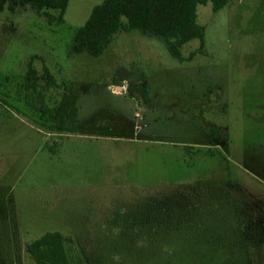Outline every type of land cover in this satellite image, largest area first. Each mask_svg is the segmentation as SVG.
I'll return each instance as SVG.
<instances>
[{
	"label": "rangeland",
	"instance_id": "1",
	"mask_svg": "<svg viewBox=\"0 0 264 264\" xmlns=\"http://www.w3.org/2000/svg\"><path fill=\"white\" fill-rule=\"evenodd\" d=\"M101 1L70 0L63 22L29 7L0 12V264H264V0L198 4L205 44L185 43L183 61L126 30L100 56L71 53ZM31 61L60 87L26 89ZM122 67L146 74L149 102L114 80ZM66 89L80 96L65 121L73 131L39 110ZM207 182L230 200L204 203L215 214L203 223L184 217L146 251L117 249L134 229L122 208Z\"/></svg>",
	"mask_w": 264,
	"mask_h": 264
},
{
	"label": "trees",
	"instance_id": "2",
	"mask_svg": "<svg viewBox=\"0 0 264 264\" xmlns=\"http://www.w3.org/2000/svg\"><path fill=\"white\" fill-rule=\"evenodd\" d=\"M69 1L0 0V12L5 9L16 12L18 9L29 7L38 14L46 15L49 22H63ZM207 2H211L214 12H219L229 0H102L92 8L85 23L76 30L70 45L71 53L87 52L94 57L100 56L111 44L115 34L120 30H126L138 31L147 37L159 39L174 58L183 61L185 58L181 48L185 43L197 38L201 41V49L204 47L205 27L197 21V6ZM49 9L59 10V15L55 16L45 11ZM28 65L26 89L38 91L40 80L46 87H60V81L47 66H44L40 72L33 67L32 61ZM114 77L119 84L127 81L130 97H140L145 102L150 101L148 80L143 71L137 72L122 67L117 70ZM77 99L78 94L75 91L66 89L58 106L50 108L43 104L39 110L58 124V130L73 131L75 127H68L65 121L67 118L76 120ZM53 125L51 124V127ZM220 185L222 184L216 182L182 185L178 190L160 191L147 198L136 200L133 206L127 207L128 209L122 208L120 212L129 223L125 225L134 229L130 235L126 233L127 235L124 236L128 244L117 249L124 252L130 248H136L132 249L133 252L146 251L152 247L154 240L159 242L157 238L161 234L168 230L181 229V223L187 222L185 218L187 219L188 216L200 215L199 221L203 223L205 215L211 212L215 214L214 210L207 211L208 207L203 205L204 203L213 202L219 195L226 201L230 200L227 196L230 192H223ZM218 214L221 215L219 212ZM199 221L197 223H200ZM232 231L233 229L226 231L222 236L223 242L228 243L229 246ZM52 235L51 232L45 233L29 247L34 249L40 246ZM232 250L236 252L234 249L230 251ZM138 252L135 256L140 257Z\"/></svg>",
	"mask_w": 264,
	"mask_h": 264
},
{
	"label": "crops",
	"instance_id": "3",
	"mask_svg": "<svg viewBox=\"0 0 264 264\" xmlns=\"http://www.w3.org/2000/svg\"><path fill=\"white\" fill-rule=\"evenodd\" d=\"M122 88H124V87H122ZM77 94H78V93H77ZM79 97H80V96H79V94H78V99H79ZM78 99H77V100H78ZM77 103H78V101H77Z\"/></svg>",
	"mask_w": 264,
	"mask_h": 264
}]
</instances>
